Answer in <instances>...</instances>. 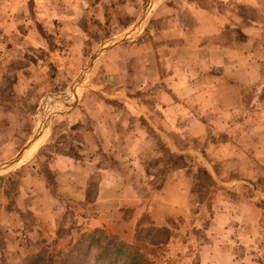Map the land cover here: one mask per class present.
Returning a JSON list of instances; mask_svg holds the SVG:
<instances>
[{"label": "crops", "instance_id": "obj_1", "mask_svg": "<svg viewBox=\"0 0 264 264\" xmlns=\"http://www.w3.org/2000/svg\"><path fill=\"white\" fill-rule=\"evenodd\" d=\"M22 1L29 7L25 12L27 15L36 13L35 9L38 7L35 6L34 9L33 0ZM158 1L148 3L147 9L141 14L144 20L152 15ZM237 1L215 0L212 7H207L200 5V0H197L192 8L196 13L193 16L200 18L206 14L215 25L220 26L221 18L226 17L225 13L228 12L229 16L235 13L237 21L240 16L248 24L247 31L238 28L233 33L238 34L240 30L253 40H235L222 44L220 40L216 43L213 36V40L208 39L209 43L201 40V44H191L183 40L177 42L174 36L153 40L156 36L154 34L153 38L142 45L136 42L142 27L138 31L139 27L134 26L131 35L112 45L96 66V75L112 89L105 88L109 93L95 89V92L105 95L106 99L94 96L83 98L84 90L89 87L86 84L89 78H86L84 84L77 88L78 95L79 90L84 88L83 96L80 95L79 101L70 100V106L66 105L68 109L62 112L64 114L60 116V120L62 117L69 118L64 121L63 129L69 142L66 143V148L61 149L63 143L56 140L57 119L51 118L37 135L32 132L33 134L26 136L24 145L31 138L34 139L24 155L31 151L33 144H39L42 139L36 156L33 159L29 157L23 162L27 163L20 166L21 170L25 166L32 167L30 172L23 174L19 194L27 204L26 209L33 212L38 223L50 222L54 225L56 218L61 217L59 213L62 212L61 215L65 216L64 206H68L65 205L66 202L71 205L70 209L77 210V217H86L83 224H89V228L102 226L118 231V224L122 226L126 221L131 226L135 225L147 211L153 214L158 225L163 224L168 217L177 218L190 213L194 197L193 169L203 168L202 166L207 169L209 165L214 168L220 185L224 187V190L218 192L213 204L214 210L225 215L224 225L241 227L243 224L259 221L261 210L254 203L243 202L240 207L227 198V191L232 190L238 180L255 179V174L262 172L255 173L251 170L252 165L262 161L255 162V158L250 156L251 150L245 149L240 143L251 135L248 130L260 128L264 121L251 122L245 117L236 118V115L244 108V103L238 99L243 87L237 75L240 74L239 71L244 67L248 82L255 81L254 86L264 80V0H242L244 12L240 11ZM15 2L0 0V65L9 64L6 68L9 67L8 70L13 74L17 73L18 58L12 48L21 54L29 46L41 47L38 60L29 62L27 67L23 64V71L35 69L43 72L44 74L38 73L37 81L46 91L62 87L61 82L65 84L63 87L72 86L82 74L81 70L89 62L93 51L88 49L91 45L87 35L85 39L81 38L85 41L86 48L80 51L74 50L73 43L76 40L70 36V52L66 57L71 65H66V61L62 60L65 66L59 68L58 73H53L45 57L48 40L40 35L49 33L46 23L60 19L56 15H48L50 20L45 21L43 15L47 11L53 13L43 9L40 17L45 22L44 27L38 24L34 31L29 23L9 26L7 20L11 15L14 16L12 19H17L22 13L17 9L24 4L21 0ZM217 2L219 6L215 5ZM200 6L206 9L201 14ZM53 11L57 14L56 8ZM69 29L71 32L70 26ZM66 31L57 29V37L50 40L60 42L62 37H66L64 33L69 34ZM9 77L10 75L0 76V100L15 96H36L34 90L39 85L29 80L20 81L17 77L12 81ZM227 86H230L228 94L223 93ZM224 97L230 102L231 106L228 108L223 106ZM119 99L121 109L113 104ZM146 99L150 101L147 102ZM80 105L88 106L86 111L93 117L92 120L73 122V118L84 110ZM234 105L239 106L238 109ZM261 107L262 110H259L264 115V105L261 104ZM44 113L46 111H43L45 116ZM20 122L22 128V121ZM158 135L167 144H176L182 148V153H179L182 162L171 163L172 168L168 170L171 178L167 180L163 172H156L158 169L154 172L148 170V161L158 157ZM222 136L224 139H220ZM45 149L53 153L52 157H46L47 154L43 152ZM199 151L204 154L201 158L203 165L194 159L200 155ZM40 153L45 157V163L39 173H36L38 170L34 166L37 159H41ZM244 162H247V166ZM155 166L162 167L157 162ZM261 169L264 171L263 167ZM158 176L164 177L155 184ZM60 202H64V206ZM250 206L255 213L252 215L253 219H250L247 212ZM80 207L82 215H79ZM237 207L245 209L240 211ZM126 209L132 210L127 219L124 217ZM31 233L33 231L27 228L24 230V234L33 240ZM245 239L250 238L246 234L227 232L219 239L201 242V264H243L246 251H249V244L245 243Z\"/></svg>", "mask_w": 264, "mask_h": 264}, {"label": "rangeland", "instance_id": "obj_2", "mask_svg": "<svg viewBox=\"0 0 264 264\" xmlns=\"http://www.w3.org/2000/svg\"><path fill=\"white\" fill-rule=\"evenodd\" d=\"M39 1L40 2L36 0L32 1L34 9L35 6L38 7V9H35L36 13L27 15L25 12L29 10V7L21 0V3L24 5L17 10L20 12L22 11V13L17 16V19H12L14 16L11 15V18L7 20V25L10 26V24H13L14 26L29 23L30 27L36 31L38 24L44 27L45 22H43L41 20L42 17H40L43 9L51 10L53 13L51 14L47 11L43 15L45 21L50 20L47 17L48 15L58 16L60 21L57 20L46 23L48 26L46 30H49V33H42L40 35L41 38L48 40V47H45V57L53 73L65 66V64L61 62L62 60L66 61V65H71V63H68V58L66 57L70 52V48L68 47L69 43H71L70 36L76 40L73 43L74 50L80 51V49L86 48L85 41L83 42L81 38L85 39V35H87L91 45L88 49L93 50L89 62L96 52L105 44H112L114 40L120 41L130 36L134 26L139 27L138 31L142 27L136 40L138 44L142 45H144V42L149 38H153L154 34H156V36L153 40H164L165 37L174 36L177 42L183 40L191 42V44L196 42L201 44V40H205L209 43L208 39L213 40V36H215L214 41L216 43L220 40L222 44L235 40H239V42L247 41V39L253 40L250 37H246L244 32H240V30L238 34L233 33L234 30L238 28H243L244 31H247L246 26L248 24L245 20H242L240 16L238 18L239 21H237L235 13L232 16H229L230 14L228 15V12L225 13L226 17L221 18L220 26L215 25L212 18L206 14L202 15L200 18L193 16L196 13L192 8L197 0H159L152 15L146 20H144V16H141V14L147 9L148 3H152V0ZM214 1L215 0H200V5L212 7ZM224 2L227 3L226 1ZM242 2V0H238L237 5L243 7V5H241ZM215 5L219 6V3L217 2ZM242 7L240 11L244 12ZM54 8L57 9V14H54ZM200 8V14L203 10H206L204 7L202 8L200 6ZM22 14L25 15L21 16ZM69 26L72 30L71 32L69 31ZM167 27H169V30H167ZM59 28L67 30L66 32L69 34L64 33L66 37H62L60 42H58V40L52 42L50 39L57 37H55V31ZM41 49V47L36 48V46H29L23 50V53L19 54L17 49L15 50L12 48L14 52L16 51L15 57L18 58V60H16V62H18L16 64L18 70L15 71L17 73L13 74L12 71L8 70L9 67L6 68L9 64L0 65V76L10 75L9 78L12 81L17 77L20 81L24 79L27 82L30 81L37 86L39 85L37 90H34L36 96H15L0 100V167H5L6 164L16 158L25 146L24 143L27 140L26 136L29 133L33 134L36 130L39 132L43 131L48 124L47 121H51V118L57 119V130H55L56 140L59 143H63L61 149L66 148V143H69L67 135L63 132L65 127L64 121L69 118L62 117L61 120L63 121H61L60 116L64 114L62 112L66 108L68 109L66 105H69L70 100H80V95L83 96L82 92L84 88L79 90L80 93L79 95L77 94V97L69 93V91H71V86L63 87V85H65L63 82L60 83L62 87L46 91L43 85L37 81L39 79L37 77L38 73L41 72L40 70L26 69V72H24L22 65L26 64L27 67L29 62L38 60L37 55H40L38 52H41ZM101 56L95 61L93 68L87 75L89 79L86 84L89 85V87L84 90L85 94L83 98L94 96L96 98L106 99L104 97L105 95L95 92V89L106 92L108 91L105 88L112 90L108 88L107 85L103 84L104 81L99 75H96V66L100 62ZM89 62L84 65V68L81 70L82 72L87 68ZM239 72L240 74L237 75L241 79V85H243V87L239 92L241 96L238 99L242 100L244 108L237 113L236 118L241 119L245 117L251 120V122H256L258 120L259 122H263L264 115L259 109L262 110L261 104L264 105V80L259 82L257 86H254L255 81L248 82L244 67ZM116 84L118 86V82H116ZM223 84L228 85L226 82H223ZM229 87L227 86L223 89V93L228 94ZM61 96H63V98H61ZM146 101L149 102L150 99H146ZM120 103V99L113 102V104H115L114 106L121 109L122 105H120ZM229 104L230 102L224 97L223 106H227L228 108L231 106ZM232 104H235V102ZM80 106L84 107V110L73 118V122L92 120L93 117L86 111L88 106ZM89 107L92 108V106ZM238 107L236 106V109H238ZM119 109H117L118 112ZM43 111H46L45 117ZM44 118H46V122H44ZM144 120L147 121L145 117ZM20 121H22V128L20 127ZM150 131L152 132V130ZM248 131L251 135L245 140H241L240 144L245 147V149L251 150L252 155L250 156L255 158V162L259 160L263 162V164L261 162L254 164V166L252 165L251 170L255 173L262 172L258 175L255 174V179H249L247 181L245 178H241V180H238L235 187L227 191V198L232 203L240 205V207L243 202L250 201L254 203V205L261 210V217L258 222L249 223L248 225L243 224L241 227L239 225L236 227L224 225L226 222L225 215L218 212V210H214L213 204L215 197L218 192L224 190V187L220 185V179L214 168L210 165L207 166V169L204 166H202L203 168L196 167L193 169L192 187L194 197L190 213L185 216L181 215L177 218L168 217L163 224L158 225L153 214L147 211L143 213L135 225L131 226L126 221L122 226L118 224V231H113L111 228L102 226L89 228V224H83V222H86V217H77L75 213L77 210L70 209L71 205L66 204V202L65 205H68L66 207L64 206V202H60V205L64 206L65 216L63 217V215H61L62 212L59 213L61 217L56 218V223L54 225L50 222L38 223L33 212L26 209L27 204L24 203L22 195L19 194L23 174L25 172H30L32 168L31 166H25L21 170V165L26 164L27 162H23L29 157L33 159L38 153V148H36L33 153H30V151L22 157L19 164L14 167L10 173L0 175V264H27L33 256H35V258H33V264H44L45 260L46 264H57L62 258L66 259L70 251H74V254L70 255L69 261H73V263L69 262V264H75V260L79 258H87L89 260L96 257H102L100 264H103V262L109 264V262L113 260V256L106 255V251H103V254L100 255V252L96 251L97 248L92 240H87L83 246L84 248L79 247L77 251L81 235L91 232L96 228L103 229V240L113 235L119 239V241L129 243H135L137 236L153 237L158 235L164 237L163 235H171L168 245L164 248L165 256H160L157 261L151 258L153 261L152 264H201V242L211 241L216 238L219 239L227 232L246 234L250 238L244 240L245 243L249 244V251H246L247 256H245L246 260H244L243 264H264V171L261 169L262 167L264 168V124H261L260 128H253ZM158 136L159 141L157 143L156 155L158 157L148 161V170L154 172L158 169L156 172L158 174L160 171L163 172L165 174V180H167L171 178L170 171H168L172 168L171 163L173 161L182 162L180 159L181 157H179L182 148L176 144H167L166 140L162 137L160 138V135ZM220 139H224V137L222 136ZM41 141L42 139L40 142ZM43 152L47 154L46 157H52L53 153H49L48 149L43 150ZM200 152L201 151H199V153ZM201 153L200 155L198 154L200 157L197 156V159L194 158L197 160L196 162L198 164H202L201 158L204 154ZM40 156L41 159L39 157L37 159V164L35 163L34 166V169H36V171L38 170L36 173H39L40 168H42L45 163V157L42 153H40ZM156 162L160 163L162 167L156 168ZM244 165L247 166V162H244ZM164 176H158V180L154 183L158 184L161 182ZM237 209L244 211L243 209H245V207H242V209L237 207ZM78 211L80 212L79 215L83 214L81 207L78 208ZM247 212L251 217L250 219H253L252 215H255V213L252 211L251 206ZM131 213V209L124 210V217L127 219L131 216ZM89 221L87 223H89ZM35 225L36 227H34ZM155 226L162 229L164 231L163 234L159 235L156 232H152L150 228ZM26 228L33 231V233H31L33 240L24 234ZM242 228L244 229L242 230ZM87 251L93 252L94 256H91V252L88 253Z\"/></svg>", "mask_w": 264, "mask_h": 264}, {"label": "trees", "instance_id": "obj_3", "mask_svg": "<svg viewBox=\"0 0 264 264\" xmlns=\"http://www.w3.org/2000/svg\"><path fill=\"white\" fill-rule=\"evenodd\" d=\"M150 229L152 232H156L159 235L163 234L164 232L162 229L156 226ZM102 230V228H96L91 232L81 235L77 251L79 250V247L81 248L85 245L87 240H92L97 248L96 251L100 252V255L103 254V251H106V255L113 256V260H111L109 264H152L153 261L151 258H154V260L157 261L160 256H165L164 248L168 245L171 238V235H163L164 237H160L158 235L153 237L137 236L135 243H129L125 241H119V239L113 235H110L109 237L105 238V240H103ZM87 252L90 253L91 251ZM72 254H74V251H70L68 254L69 256L66 259L62 258L57 264H69V262L73 263V261H69L70 255ZM93 254L94 253L91 252V256H94ZM33 258H35V256H33ZM33 258L27 264H33ZM96 258L89 260L87 258H79L78 260H75V264H88L89 262L92 264H100L102 257ZM45 262L46 260L44 261V264H46ZM103 264H105V262H103Z\"/></svg>", "mask_w": 264, "mask_h": 264}, {"label": "water", "instance_id": "obj_4", "mask_svg": "<svg viewBox=\"0 0 264 264\" xmlns=\"http://www.w3.org/2000/svg\"><path fill=\"white\" fill-rule=\"evenodd\" d=\"M118 40H114L112 44H105L96 52V54L93 56L92 60L89 62L87 68L82 72V74L75 80V82L71 86V91H69L70 94H73L75 97H77L76 89L80 86H82L87 78V75L89 74L90 70L93 68L94 63L98 58L112 45L116 44ZM63 98V96H61ZM70 106V104H69ZM48 122V121H47ZM39 133L38 130L34 132V135H37ZM36 137V136H35ZM33 138L29 140V142L23 147V149L20 151V153L14 158L10 163L6 164L5 167H0V175L1 174H7L9 173L14 167H16L19 162L21 161L24 153L27 151V149L31 146V143L33 142Z\"/></svg>", "mask_w": 264, "mask_h": 264}, {"label": "bare ground", "instance_id": "obj_5", "mask_svg": "<svg viewBox=\"0 0 264 264\" xmlns=\"http://www.w3.org/2000/svg\"><path fill=\"white\" fill-rule=\"evenodd\" d=\"M44 114H45V113H44ZM44 117H45V116H44ZM37 146H38V142H36L35 144H33V146L31 147V152H30V153L35 152Z\"/></svg>", "mask_w": 264, "mask_h": 264}]
</instances>
